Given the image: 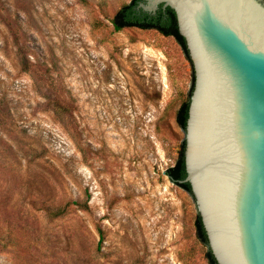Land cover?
I'll return each mask as SVG.
<instances>
[{
	"label": "rangeland",
	"instance_id": "obj_1",
	"mask_svg": "<svg viewBox=\"0 0 264 264\" xmlns=\"http://www.w3.org/2000/svg\"><path fill=\"white\" fill-rule=\"evenodd\" d=\"M131 0H0V264H210L168 169L194 67Z\"/></svg>",
	"mask_w": 264,
	"mask_h": 264
},
{
	"label": "water",
	"instance_id": "obj_2",
	"mask_svg": "<svg viewBox=\"0 0 264 264\" xmlns=\"http://www.w3.org/2000/svg\"><path fill=\"white\" fill-rule=\"evenodd\" d=\"M171 7L194 67L186 177L218 264H264V0H145Z\"/></svg>",
	"mask_w": 264,
	"mask_h": 264
},
{
	"label": "trees",
	"instance_id": "obj_3",
	"mask_svg": "<svg viewBox=\"0 0 264 264\" xmlns=\"http://www.w3.org/2000/svg\"><path fill=\"white\" fill-rule=\"evenodd\" d=\"M145 0H131V2L123 5L115 14L112 19V22L117 30H120L125 27H139L142 29H156L160 31L164 35L174 36L185 48L186 53L189 56V52L186 45L185 38L180 34L177 17L175 11L171 7H163V4L159 5V8L155 13H150L144 11L142 8H138L140 2H144ZM191 60V59H190ZM195 77L193 80V86L191 89V95L194 89ZM189 102H185L182 104L178 111V121L186 128V123L188 119V111H189ZM185 140L183 144V150L179 159L176 163L168 169V175L171 180L183 188L189 190L191 193V186L188 182L181 183L180 180H183L186 177V168H185ZM196 230L198 237L206 244H208V238L206 235V231L201 221V217L198 214L196 219ZM207 258L210 264H218L210 247L207 252Z\"/></svg>",
	"mask_w": 264,
	"mask_h": 264
}]
</instances>
